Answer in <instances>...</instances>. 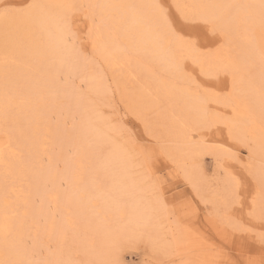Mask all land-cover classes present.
I'll use <instances>...</instances> for the list:
<instances>
[{
    "label": "bare ground",
    "instance_id": "obj_1",
    "mask_svg": "<svg viewBox=\"0 0 264 264\" xmlns=\"http://www.w3.org/2000/svg\"><path fill=\"white\" fill-rule=\"evenodd\" d=\"M173 2L184 17L218 32L219 50L212 58L203 59L197 43L179 39L184 36L171 22L164 25L154 0H36L25 12L0 20V264H37L35 257L49 250L50 239L61 242L73 230L69 214L98 228L110 225L115 247L144 234L165 247L156 208L142 201L125 150L96 105L78 91L83 82L100 98L109 80L88 73L92 63L69 42L76 39V9L88 10L91 48L134 106L147 110L166 103L157 116L173 143L168 153L194 184L200 179L190 165L196 166L204 149L192 142L193 133L218 118L208 110L211 96L179 83L185 80L181 58L207 72L219 68V52L226 54L231 94L226 102L214 97V103L232 111L224 123L252 143V155L264 159V58L251 37L252 27L264 29L261 0ZM103 146L109 148L105 155ZM17 148L26 156L20 158ZM256 174L254 206L264 210V170ZM234 197L226 182L221 204L228 206ZM52 255L39 264H73L59 252Z\"/></svg>",
    "mask_w": 264,
    "mask_h": 264
},
{
    "label": "rangeland",
    "instance_id": "obj_2",
    "mask_svg": "<svg viewBox=\"0 0 264 264\" xmlns=\"http://www.w3.org/2000/svg\"><path fill=\"white\" fill-rule=\"evenodd\" d=\"M35 1L0 0V20L25 12L27 5ZM154 1L163 2L168 20L184 39H191L203 49V59L218 53L221 38L207 23L184 17L173 0ZM88 13L85 8L73 12L76 39L69 42L78 49V56L92 63L88 73L108 76L109 90L98 98L80 82L78 91L96 105L94 109L99 110L107 122L110 135L125 150L132 180L144 193L142 201L148 199L156 208L165 247H159L147 234L122 241L115 247L111 237L115 232L110 225L98 228L95 223L74 220L69 214L74 222L73 230L68 231L61 242L50 239L49 250H43L34 261L37 264L46 262L45 259L49 261L53 252H59L73 264H264V210H256L254 206L259 188L256 172L264 170V159L252 155V143L236 137L224 123L232 119V111L224 104L214 103L215 99L226 102L231 94L230 73L223 70L227 64L226 54L219 52V68L207 72L200 70L190 58H181L185 80L179 83L198 95L211 96L208 110L218 118L209 119L193 133L192 142L201 144L204 149L201 156L195 158L196 166L190 165L197 169L200 179L194 184L184 167L168 153L173 143L157 116L166 109V103L159 104L157 109L143 110L124 95L109 76L105 63L91 48ZM251 37L264 58V29L252 27ZM108 150L103 146L101 153L105 155ZM17 153L20 158L26 156L21 148H17ZM43 164L47 165L48 161L44 159ZM226 182L232 183L236 199L228 206L221 204L220 198ZM27 186L24 181L22 188L25 190ZM26 245L31 248L33 243L28 240Z\"/></svg>",
    "mask_w": 264,
    "mask_h": 264
},
{
    "label": "snow or ice",
    "instance_id": "obj_3",
    "mask_svg": "<svg viewBox=\"0 0 264 264\" xmlns=\"http://www.w3.org/2000/svg\"><path fill=\"white\" fill-rule=\"evenodd\" d=\"M27 7L31 8V7H33V5L29 4V5H27ZM155 7L159 11V19H160V21H162L163 24L166 25V26L169 25L170 21L168 20V12L163 6V2L156 4ZM260 7H261L262 12H264V0H261ZM4 8H5V12H7L8 11L7 7L4 6ZM178 38L181 39V40L184 39L182 36H179ZM186 43L189 44L190 46H192V42L191 41H186Z\"/></svg>",
    "mask_w": 264,
    "mask_h": 264
}]
</instances>
